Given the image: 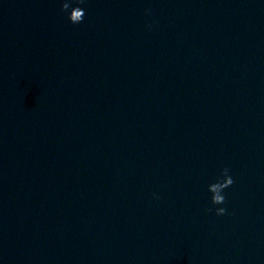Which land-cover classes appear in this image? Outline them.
Instances as JSON below:
<instances>
[{
	"label": "water",
	"instance_id": "obj_1",
	"mask_svg": "<svg viewBox=\"0 0 264 264\" xmlns=\"http://www.w3.org/2000/svg\"><path fill=\"white\" fill-rule=\"evenodd\" d=\"M79 3L0 0V264H264V0Z\"/></svg>",
	"mask_w": 264,
	"mask_h": 264
},
{
	"label": "clouds",
	"instance_id": "obj_2",
	"mask_svg": "<svg viewBox=\"0 0 264 264\" xmlns=\"http://www.w3.org/2000/svg\"><path fill=\"white\" fill-rule=\"evenodd\" d=\"M85 0H81V3L77 4H83ZM61 11L67 12V20L70 24H80L83 22L85 12L82 7L76 6L75 14L73 15L71 12L68 11L66 4L61 3L60 5ZM81 12L83 14H81ZM145 15H151L150 8L145 9ZM146 29L151 30L152 25H146ZM223 175L228 177L227 184L224 183H217L214 186V195L210 199V205L209 211H214L216 215L218 216H227L231 214V210L229 207V194L228 189L235 186L237 184V177L233 174V170L230 166L225 167L223 170ZM153 198L158 199L159 197L153 193Z\"/></svg>",
	"mask_w": 264,
	"mask_h": 264
}]
</instances>
